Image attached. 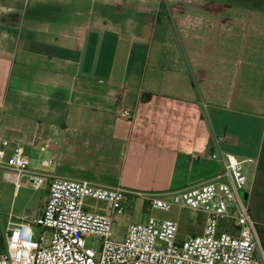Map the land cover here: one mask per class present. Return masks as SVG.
Wrapping results in <instances>:
<instances>
[{"label": "crops", "instance_id": "obj_1", "mask_svg": "<svg viewBox=\"0 0 264 264\" xmlns=\"http://www.w3.org/2000/svg\"><path fill=\"white\" fill-rule=\"evenodd\" d=\"M0 137L42 210L54 177L168 197L220 175L212 154L253 159L264 228V0H0ZM1 209L0 252L29 215Z\"/></svg>", "mask_w": 264, "mask_h": 264}, {"label": "built area", "instance_id": "obj_2", "mask_svg": "<svg viewBox=\"0 0 264 264\" xmlns=\"http://www.w3.org/2000/svg\"><path fill=\"white\" fill-rule=\"evenodd\" d=\"M122 117L130 114L123 112ZM210 158L221 160L220 175L168 197L135 193L121 186H99L90 180L52 178L41 214L9 222L0 264H264L258 226L250 202L244 198L250 193L244 165L255 161H241L230 154H212ZM0 169L16 188L26 176L35 191L45 185V175L31 170L23 146L2 137ZM134 197L145 201L151 215L146 223L129 224L124 241L117 242L115 216L123 214L125 204ZM89 199L105 202L107 210L89 206ZM174 210L205 216L203 233L182 240L178 221L152 215ZM35 226L42 232L38 239ZM45 231L51 234L48 242ZM89 238L99 239L100 248L88 247Z\"/></svg>", "mask_w": 264, "mask_h": 264}, {"label": "rangeland", "instance_id": "obj_3", "mask_svg": "<svg viewBox=\"0 0 264 264\" xmlns=\"http://www.w3.org/2000/svg\"><path fill=\"white\" fill-rule=\"evenodd\" d=\"M253 165L246 166L244 173L247 177V192H251L253 184V174H252ZM247 172V173H246ZM94 184L99 186H110L105 183H98L92 181ZM46 183L41 190H33L26 179H22L21 185L19 188H16L11 183L3 180L0 176V202L1 210L4 219L6 220L9 215L17 217L19 215L29 214L36 216L41 214L43 203L47 196L46 194ZM89 206L97 210H107V204L105 202L97 200H87L86 202ZM151 213L148 210V207L144 200L141 198H132L124 206V213L121 215H116L114 219L113 233L114 239L117 242H123L126 236L127 227L129 224H143L146 223ZM152 215L161 220H174L179 222V238L185 240L189 237L199 236L203 233L205 216L198 214L193 211L183 210L178 211L174 210L170 213H164L156 211ZM259 231V237L261 241V246L264 250V228L257 227ZM34 233L36 239L41 235V229L34 227ZM51 234L49 231H45L44 238L48 242L50 240ZM88 247L94 245L95 249H99L101 242L97 238H89L86 241Z\"/></svg>", "mask_w": 264, "mask_h": 264}, {"label": "trees", "instance_id": "obj_4", "mask_svg": "<svg viewBox=\"0 0 264 264\" xmlns=\"http://www.w3.org/2000/svg\"><path fill=\"white\" fill-rule=\"evenodd\" d=\"M258 233H259V231H258ZM263 236H264V233H263Z\"/></svg>", "mask_w": 264, "mask_h": 264}]
</instances>
